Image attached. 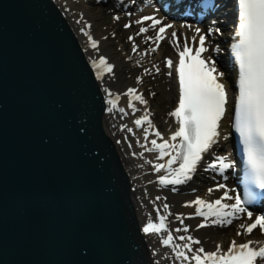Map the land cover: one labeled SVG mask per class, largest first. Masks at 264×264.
Returning a JSON list of instances; mask_svg holds the SVG:
<instances>
[{
  "label": "water",
  "instance_id": "1",
  "mask_svg": "<svg viewBox=\"0 0 264 264\" xmlns=\"http://www.w3.org/2000/svg\"><path fill=\"white\" fill-rule=\"evenodd\" d=\"M104 105L51 0H0V264H151Z\"/></svg>",
  "mask_w": 264,
  "mask_h": 264
},
{
  "label": "snow or ice",
  "instance_id": "2",
  "mask_svg": "<svg viewBox=\"0 0 264 264\" xmlns=\"http://www.w3.org/2000/svg\"><path fill=\"white\" fill-rule=\"evenodd\" d=\"M238 2V43L232 45L233 55L239 65L235 128L244 145V157L248 166L247 183L264 190V0ZM113 19L119 20L120 17L114 16ZM82 21L83 17L76 23ZM149 21L146 27L139 28L136 35H144V42H152L155 47L147 49L141 55L155 53L161 47V42L168 39L165 36L166 31L173 27L152 15L142 16L134 23L143 25ZM131 26L127 23L124 28L128 29ZM90 27L91 25L85 22L80 30L88 38V46L98 51V41L85 30ZM150 29L155 30L154 37L145 35ZM193 33L191 37H185L181 47L178 33L172 31L168 42L177 48L178 62L167 56L163 61L164 67L169 70L166 74L171 76L174 71L178 78V103L168 114L175 118L177 125L175 130L164 138L160 131L155 130L149 118L151 114L146 108L143 115L133 121L138 129L142 128L146 141L150 132L156 137L150 140L151 147H146L145 151L156 153V159L164 161L155 163L153 168L156 173H164L158 175V184L161 187L171 186V191H177V186L192 180L205 156L211 154L213 146L221 137L220 124L229 104L227 85L223 82L225 74L218 69L215 60V55L220 49L214 44L213 38L222 34L221 29L217 27V21L210 20L204 28L194 27ZM127 39L133 42L132 51L136 53L138 46L134 43V37L129 36ZM91 66L98 81H102L106 74L114 76V65L103 55L92 60ZM153 69L155 74H160L159 66L154 64ZM144 72L152 74V70L148 68H145ZM136 82L141 83V77L137 76ZM103 91L107 94L105 98L109 105L107 112L118 111L122 114L121 118L127 115L124 108L118 107L121 95L127 97V107L133 113L138 111L133 101H138L142 105L147 104L143 95L134 87L127 88L122 94L113 93L108 87H104ZM125 128L129 133L133 131L126 125L122 126L121 130ZM139 155L142 157L143 153ZM145 163L151 162L145 160ZM233 167L234 163L228 156L220 155L209 160L204 171L218 172L226 180L227 176L224 173ZM214 191H222L223 194L212 200L197 196L196 199L185 203V207L195 206V212L187 216L175 214V220L181 227L170 228L169 217L173 214L169 210L170 205L163 203L162 212L160 207H155V216L147 218L141 231L145 235L157 236L160 244L171 250L172 259L180 261L181 264H264V239H249L241 244L231 241L227 251H223L219 244L215 245V250H207L202 246L200 239L189 234V226L185 224V219L202 218L195 226L196 230H199L212 226L228 227L233 225L234 221L246 217V223L241 222L237 225L239 229L237 235L250 236L258 231L264 237V214H254V210L245 207L264 192L256 193L246 189L242 199L240 195L230 194L235 193V189H229L224 183L217 184L215 188L209 187L207 194L211 196ZM163 199L166 198L157 195L151 202L155 205L156 201Z\"/></svg>",
  "mask_w": 264,
  "mask_h": 264
},
{
  "label": "bare ground",
  "instance_id": "3",
  "mask_svg": "<svg viewBox=\"0 0 264 264\" xmlns=\"http://www.w3.org/2000/svg\"><path fill=\"white\" fill-rule=\"evenodd\" d=\"M53 1L58 6L65 20L75 33L80 46L85 53V59L89 63L90 67L92 68V60L98 59L101 55L105 56L108 62L114 65V76L106 74L102 81H98L97 83L99 90L101 91L102 99L106 105L103 127L106 135L115 145L120 155L122 166L124 167L130 179L131 199L134 205L135 216L139 223L140 230L149 216H155V207H160L162 212L163 203H168L170 205L169 210L173 214L169 217L170 228H176L181 227V225L175 220V214H184L187 216L188 214L195 212V206H184L186 202L196 199L197 196H200L206 200L218 198L223 194L222 191H214L213 194L209 196L207 194V189L209 187L215 188V186L220 183H224L229 189H234L227 180H221L222 176L215 175L213 177V173L210 175L212 179L210 182H208L207 175L211 173V171L205 172L204 167L206 163L213 158L212 156L206 158L202 166L197 170V173L193 176L192 180L186 184L179 185L188 186L184 191L173 192L171 189L162 190L158 188V185L155 181H157L158 175L164 173H156L154 171L153 165L155 163H163L164 161H158L156 159V153L145 151L146 147H151L150 140L156 137L150 132L149 139L146 141L144 139L142 128L138 129L133 123L135 119L139 118V111H141L140 113H144L145 108L149 109V103L142 105L138 101H133V103L136 105V108L140 109L133 113L132 110L127 107V97L121 95V99L118 102V107L124 108L127 115H123V118H121L122 114L118 111H113L112 113L107 112V107H109V105L106 103L105 98L107 94L103 91L104 87H108L111 92L116 94H122L127 90V88L134 87L138 90V93L142 94V89H144L143 84L142 82L138 84L136 82V77L139 76L141 77V80H143V78H149L151 75H153L156 88L163 97L159 104L165 115L161 124H152L154 125L155 129L160 127V132L164 138H167L177 126L175 123V118L168 115L176 107L173 105V102L177 97V81L174 72L171 76L166 74L169 70L164 67L163 61L165 56L172 58L175 61L177 58L176 53L178 51L174 52V47L168 44L165 46L161 45V47L155 53H151L146 56L141 55V50L138 49L135 53V57L128 56L123 53V50H125L124 45L122 47H118L113 42L108 40L106 30L102 27L99 20L93 14L89 13L82 3L76 2L77 0ZM81 17H83L82 23H76V21L80 20ZM85 22L91 25L90 28H86L85 30L89 31L92 37L98 41V51L93 50L88 46V38L80 30L84 26ZM163 48L164 51H162ZM221 56L222 52L220 51L215 55V59L217 57L221 58ZM154 64L160 67V74H155L153 69ZM145 68L151 69L152 74H146L144 72ZM226 79L227 78L224 77L223 82L228 85ZM229 113L230 108L228 104V114ZM124 125L132 128L133 131L129 133L126 128L121 130L122 126ZM144 126L146 127L147 125ZM117 141L120 142L117 143ZM137 141H139V143H137ZM158 142L160 141L158 140ZM129 144H131V147H129ZM141 145L144 147H141ZM133 153H136L137 155L134 156ZM140 153H143L142 157L139 155ZM166 159L167 158H165V160ZM145 160L150 161L151 163H145ZM230 194L237 195L236 192H230ZM157 195L166 199L156 201L154 205L151 201L155 200ZM201 220L202 218L200 217L185 219V224L189 226V234L200 239L202 241V246L207 250H215V240L218 238L216 235H218V233L223 229L225 230L226 227L222 228L212 226L196 230L195 226L200 223ZM241 222L246 223L247 218L242 217L241 220L234 221L233 226L238 229L237 225ZM218 229L220 230L218 231ZM141 233L149 250L151 264H181L180 261H175L172 259L171 250L161 245L157 236L145 235L142 231ZM242 236L245 241L249 239H264V237H262L258 231H255L250 236ZM219 245L222 248V245Z\"/></svg>",
  "mask_w": 264,
  "mask_h": 264
},
{
  "label": "rangeland",
  "instance_id": "4",
  "mask_svg": "<svg viewBox=\"0 0 264 264\" xmlns=\"http://www.w3.org/2000/svg\"><path fill=\"white\" fill-rule=\"evenodd\" d=\"M80 3H82L85 7V9L93 14L100 22V24L102 25V27L106 30V34L108 35V40L113 42L115 45H117L118 47H122V45H127L126 41L123 42L126 37H128V35H132L135 33V31H129L130 34H126L125 29L123 28V23L122 22H118L115 20L110 19V17L104 12V10L102 8H100L99 6H95V4L89 3L87 4L85 2V0H79ZM126 35V36H125ZM138 43H141V41H139ZM129 49L128 52L124 53L126 55H128L127 53L131 52V46L127 45L126 49ZM132 56V53H130ZM145 84L148 85L149 87V92L147 96H144V99L150 103V110H148V112L151 114V121L152 123H162V120L164 119V113L163 110L160 107V101L163 99L162 95H160V93L158 92L157 88H156V84L155 88L153 87V85L150 82L145 81V83L143 84V87L145 89ZM153 93H155V95H153ZM221 234V233H220ZM220 234L218 233V235L220 236ZM235 232H231L229 235H227L226 237L222 238V240H215L216 244H224V250H227L229 244L231 241H235L237 244L241 243L242 239H237L238 237L235 236Z\"/></svg>",
  "mask_w": 264,
  "mask_h": 264
}]
</instances>
